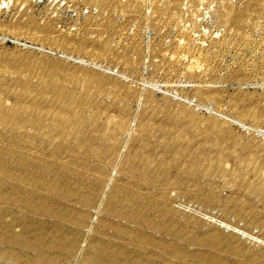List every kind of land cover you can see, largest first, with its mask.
Wrapping results in <instances>:
<instances>
[{"label":"rangeland","instance_id":"374dc122","mask_svg":"<svg viewBox=\"0 0 264 264\" xmlns=\"http://www.w3.org/2000/svg\"><path fill=\"white\" fill-rule=\"evenodd\" d=\"M0 264H264V0H0Z\"/></svg>","mask_w":264,"mask_h":264},{"label":"bare ground","instance_id":"6f19581e","mask_svg":"<svg viewBox=\"0 0 264 264\" xmlns=\"http://www.w3.org/2000/svg\"><path fill=\"white\" fill-rule=\"evenodd\" d=\"M123 146V145H122ZM227 166V165H226ZM257 241V240H256Z\"/></svg>","mask_w":264,"mask_h":264}]
</instances>
